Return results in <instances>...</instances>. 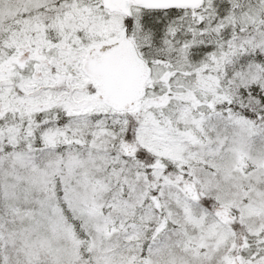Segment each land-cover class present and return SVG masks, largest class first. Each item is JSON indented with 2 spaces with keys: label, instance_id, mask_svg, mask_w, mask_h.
<instances>
[{
  "label": "snow or ice",
  "instance_id": "snow-or-ice-1",
  "mask_svg": "<svg viewBox=\"0 0 264 264\" xmlns=\"http://www.w3.org/2000/svg\"><path fill=\"white\" fill-rule=\"evenodd\" d=\"M0 264H264V0H0Z\"/></svg>",
  "mask_w": 264,
  "mask_h": 264
}]
</instances>
